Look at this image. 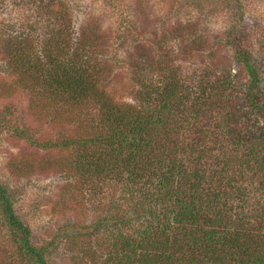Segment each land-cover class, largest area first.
Instances as JSON below:
<instances>
[{"label": "trees", "instance_id": "16d2710c", "mask_svg": "<svg viewBox=\"0 0 264 264\" xmlns=\"http://www.w3.org/2000/svg\"><path fill=\"white\" fill-rule=\"evenodd\" d=\"M16 1L27 7L20 22L0 23L5 72L44 101L36 107L42 115L95 109V117L81 115L86 127L74 136L43 145L72 148L64 167L92 184L83 200L94 217L54 242L72 252L79 244L78 261L87 264H264V50L252 43L244 3L257 0H225L232 19L215 44L230 63L203 64L190 83L178 67L143 52L132 62L137 90L129 103L114 102L107 89L128 65L119 52L134 26H120L106 42L73 26L68 6ZM0 214L17 264H53L46 248L31 244L1 184Z\"/></svg>", "mask_w": 264, "mask_h": 264}, {"label": "rangeland", "instance_id": "374dc122", "mask_svg": "<svg viewBox=\"0 0 264 264\" xmlns=\"http://www.w3.org/2000/svg\"><path fill=\"white\" fill-rule=\"evenodd\" d=\"M195 1L198 0L50 2L57 11H61L62 5L68 6L73 12V26L86 25L91 35L106 42L115 36L120 26H134L131 37L126 38V46L119 52L128 65L115 70L107 89L114 102L129 103L137 90L131 81L132 62L140 61L139 55L143 52L178 67L190 83L203 64L230 63V53L215 41L227 29L232 9L224 7L225 0H204L200 7L193 6ZM16 2L3 0V5L9 6L0 5V23L8 22L10 17L9 22H20L16 15L23 17L27 7L17 6ZM244 3L255 30L252 43L256 44V50L261 51L260 46L264 50V0ZM210 50L214 53H208ZM3 68L0 57V184L13 199L16 214L29 228L31 244L46 248L48 260L53 264H87L86 258L84 262L78 261L81 260V255L77 256L79 244L72 252L71 244L67 247L66 241L62 244L54 241H61V234L65 232L72 235L78 222L85 224L94 217L83 200L92 184L74 180L70 170L64 167L67 162H73L75 151L72 148L49 146L43 149V145L58 143L61 135L74 136L79 127H86L81 124V115L87 113L95 117V109L91 105L79 108L80 111L76 107L64 109L63 116H59L56 108H48L42 115L39 112L42 105L38 103L44 101L30 89L17 85L16 76ZM22 131L26 134H21ZM29 137L36 145L27 140ZM68 226L70 228H66ZM16 251L15 240L0 214V264L20 262Z\"/></svg>", "mask_w": 264, "mask_h": 264}]
</instances>
